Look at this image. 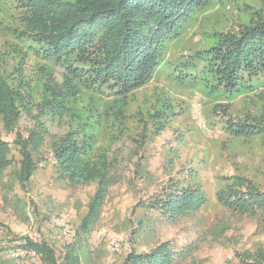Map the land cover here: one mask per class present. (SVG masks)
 <instances>
[{"label":"rangeland","instance_id":"374dc122","mask_svg":"<svg viewBox=\"0 0 264 264\" xmlns=\"http://www.w3.org/2000/svg\"><path fill=\"white\" fill-rule=\"evenodd\" d=\"M26 13L16 0H0V71L12 79L21 72L31 81L32 101H47L50 91H61L70 108L48 118L38 168L25 188L12 167L0 182V264H42L40 255L12 244L19 239L47 241L59 260L72 242L95 185L72 187L53 173L50 136L71 127L93 135L94 146L107 150L114 181L81 264H122L131 250L149 252L166 240L177 249L192 245L193 259L202 264H239L236 252L264 241L255 218L234 215L216 199L220 188L238 186L237 176L264 192V67L244 71L230 92L210 73L192 77L186 69L210 57L208 50L224 38L259 24L262 0L194 6L163 42L151 79L125 95L72 74L75 89L71 83L67 87L58 71L49 73L54 63L21 38ZM35 111L21 112L12 131L0 121V136L15 162L20 158L16 133L26 136L35 126ZM176 178L189 186L199 182L206 201L192 217L170 221L154 201Z\"/></svg>","mask_w":264,"mask_h":264},{"label":"trees","instance_id":"16d2710c","mask_svg":"<svg viewBox=\"0 0 264 264\" xmlns=\"http://www.w3.org/2000/svg\"><path fill=\"white\" fill-rule=\"evenodd\" d=\"M16 1L27 12L23 16L25 30L20 32L21 38H27L33 44L30 48L54 63V68L47 69L49 73L58 71L67 87L72 84L75 89L69 77L72 74L87 85L106 86L114 93L125 95L151 79L160 63L167 36L174 33L194 6L208 0ZM259 22L236 36L224 38L220 45L208 50L210 57H200L188 64V75L210 73L219 87L230 92L244 71L263 68L264 17ZM30 82L21 72L12 79L0 71V121L4 128L12 131L21 112L32 114L36 109L35 126L26 136L16 133L14 143L20 155L16 162L10 145L0 136V182L12 167L13 177L22 188L38 168L36 161L48 134L47 121L56 115L63 116L70 108L67 96L61 91H50L47 101L43 97L41 103L32 101ZM82 131L71 127L64 134L50 136L51 164L56 179L72 187L95 185L64 256L59 260L45 240L23 237L26 239L12 243L40 255L42 264H81L84 244L114 182L107 150L95 147L93 135ZM236 179L238 186L220 188L216 199L234 215L255 218L256 231L264 235V192L245 177L237 176ZM1 184L7 187L8 182ZM192 185L176 178L170 186L172 189L163 190L154 201L167 220L192 217L200 210L206 201L205 191L199 182L193 181ZM243 185L245 190L240 187ZM217 226L216 223L213 228ZM192 248L186 245L177 249L172 241L166 240L149 252L131 250L122 264H202L193 259ZM235 256L239 264H264V241L253 249L236 252Z\"/></svg>","mask_w":264,"mask_h":264},{"label":"built area","instance_id":"2783aa9c","mask_svg":"<svg viewBox=\"0 0 264 264\" xmlns=\"http://www.w3.org/2000/svg\"><path fill=\"white\" fill-rule=\"evenodd\" d=\"M30 252H33V253H35L34 251H30Z\"/></svg>","mask_w":264,"mask_h":264}]
</instances>
